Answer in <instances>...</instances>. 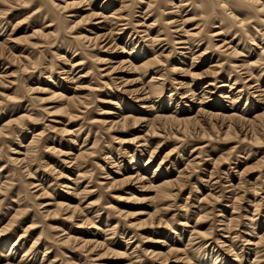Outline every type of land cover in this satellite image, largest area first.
I'll list each match as a JSON object with an SVG mask.
<instances>
[{
  "label": "bare ground",
  "instance_id": "obj_1",
  "mask_svg": "<svg viewBox=\"0 0 264 264\" xmlns=\"http://www.w3.org/2000/svg\"><path fill=\"white\" fill-rule=\"evenodd\" d=\"M108 256L264 264V0H0V264Z\"/></svg>",
  "mask_w": 264,
  "mask_h": 264
},
{
  "label": "rangeland",
  "instance_id": "obj_2",
  "mask_svg": "<svg viewBox=\"0 0 264 264\" xmlns=\"http://www.w3.org/2000/svg\"><path fill=\"white\" fill-rule=\"evenodd\" d=\"M65 76H62V78H64ZM40 96H42L43 98L44 97H46V95H44V94H39ZM129 101V100H128ZM107 107H109L108 105H102V107H100V108H107ZM101 110V109H100ZM99 112H103V111H99ZM52 120H54V119H52ZM76 124V123H75ZM75 124H73V125H75ZM72 125V126H73ZM115 147H119V144H115ZM161 154V155H160ZM164 155V152H162V153H159V156H163ZM160 158V157H159ZM161 159H159L157 162H159ZM66 173V176L67 175H69V174H71V172H68V171H65ZM114 176H116V174H112V176L110 177V178H112V177H114ZM65 180L64 179H62V180H60L59 182L61 183V182H64ZM190 191L188 190V191H186L185 192V197H187L188 196V193H189ZM147 194L148 193H145V192H143V193H139L138 194V197L137 198H140V199H143V198H145V197H147ZM45 200H40V201H38V203H42V202H44ZM180 204H182V202H180ZM226 206L228 205L227 203L225 204ZM125 206H130V207H133L134 208V211H139L140 212V210H141V212H143V213H145V214H147L148 212H150V210L145 206V204H143V203H129L128 205H126L125 204ZM133 211V212H134ZM142 218H146V217H144V216H142ZM192 225V224H191ZM32 240H30V242H31ZM142 245H144V247H143V249H149L150 247H154V246H156V245H154V244H152V242H146V243H144V244H142ZM241 245V244H240ZM52 257V256H51ZM103 261V263L102 264H124L125 262H126V260L124 259V260H119L117 257H113V256H108V257H105V259L104 260H102ZM92 263H94L95 264V262H92ZM97 263V262H96Z\"/></svg>",
  "mask_w": 264,
  "mask_h": 264
}]
</instances>
